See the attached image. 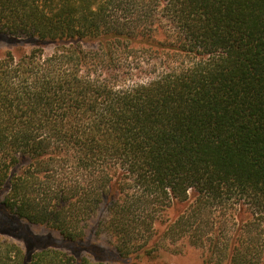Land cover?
Here are the masks:
<instances>
[{
  "label": "trees",
  "instance_id": "obj_1",
  "mask_svg": "<svg viewBox=\"0 0 264 264\" xmlns=\"http://www.w3.org/2000/svg\"><path fill=\"white\" fill-rule=\"evenodd\" d=\"M0 36L31 46L0 57V215L67 244L0 235V264H143L182 238L264 264V0H0Z\"/></svg>",
  "mask_w": 264,
  "mask_h": 264
},
{
  "label": "rangeland",
  "instance_id": "obj_2",
  "mask_svg": "<svg viewBox=\"0 0 264 264\" xmlns=\"http://www.w3.org/2000/svg\"><path fill=\"white\" fill-rule=\"evenodd\" d=\"M16 40V39H15ZM13 41L11 38H6L0 36V57H2L7 51H10L14 54L15 57H18L21 53L28 51L31 46L30 43L23 40ZM173 214V209H169L160 220L154 225V230L160 232L163 227L166 219H169ZM105 218V212L103 208H100L96 214H93L87 225L89 226L91 222L95 224L101 222ZM36 231V229H35ZM44 231H36V235H44ZM0 235L17 242L19 245H22L24 248L33 250L38 245L41 244H51L53 246H66L63 244V241L58 237H47L44 235L42 237L44 240L39 242H34L28 240L25 236V232L21 228H16L8 221H6L2 215H0ZM94 240L97 244L102 245L107 254H102L100 251H97L98 256H101L105 259H114L116 257L115 251L112 249L114 245V237L108 231L104 230L102 226L96 228V235L94 234ZM95 243V244H96ZM86 243H81L79 246H70L73 253H86L87 250ZM91 248V245H89ZM65 248V247H64ZM67 248V247H66ZM98 248V247H97ZM99 249V248H98ZM206 256V251L202 247L194 246L190 244L186 238H182L176 242H169L168 240H161L159 243V249L155 254H152V257L142 260L143 264H206L204 263V258ZM213 264V263H209Z\"/></svg>",
  "mask_w": 264,
  "mask_h": 264
}]
</instances>
